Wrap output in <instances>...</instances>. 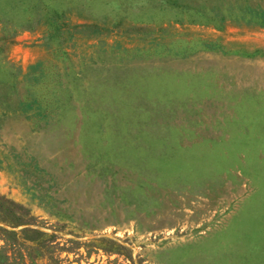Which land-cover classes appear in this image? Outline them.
Here are the masks:
<instances>
[{"label":"rangeland","instance_id":"1","mask_svg":"<svg viewBox=\"0 0 264 264\" xmlns=\"http://www.w3.org/2000/svg\"><path fill=\"white\" fill-rule=\"evenodd\" d=\"M0 264H264V0H0Z\"/></svg>","mask_w":264,"mask_h":264},{"label":"trees","instance_id":"2","mask_svg":"<svg viewBox=\"0 0 264 264\" xmlns=\"http://www.w3.org/2000/svg\"><path fill=\"white\" fill-rule=\"evenodd\" d=\"M6 258H8V257L6 256Z\"/></svg>","mask_w":264,"mask_h":264}]
</instances>
